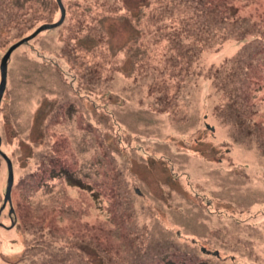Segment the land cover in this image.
Listing matches in <instances>:
<instances>
[{
	"label": "rangeland",
	"instance_id": "374dc122",
	"mask_svg": "<svg viewBox=\"0 0 264 264\" xmlns=\"http://www.w3.org/2000/svg\"><path fill=\"white\" fill-rule=\"evenodd\" d=\"M61 1L7 61L0 264H264V0ZM59 18L0 0V63Z\"/></svg>",
	"mask_w": 264,
	"mask_h": 264
},
{
	"label": "water",
	"instance_id": "95a60500",
	"mask_svg": "<svg viewBox=\"0 0 264 264\" xmlns=\"http://www.w3.org/2000/svg\"><path fill=\"white\" fill-rule=\"evenodd\" d=\"M56 2H57V5L59 7V11H60L59 20L54 22V23L42 24L33 33H31L29 36L23 38L19 43H17L13 47H10L7 50V52L5 53V55L3 56L1 63H0V100L2 98L3 92H4L5 87H6L7 61H8V58H9L13 48H15L18 44L20 45L22 43L29 41L30 39L35 37L37 34H39L41 31L52 29V28H55V27L62 24L64 17H65V9H64V6H63V3L61 0H56ZM3 158L5 159L6 164H7V184H6V188H5L3 203H2V206L0 207V211L2 209H4L6 204H8L9 205L8 215L11 216L14 212L13 208H12V204H11V189L13 186V169H12V163H11L10 159L7 156H5L4 154H3ZM12 220H13V218H12ZM0 225H1V223H0ZM202 251H204L203 248H202ZM214 254H217V252H214Z\"/></svg>",
	"mask_w": 264,
	"mask_h": 264
},
{
	"label": "trees",
	"instance_id": "16d2710c",
	"mask_svg": "<svg viewBox=\"0 0 264 264\" xmlns=\"http://www.w3.org/2000/svg\"><path fill=\"white\" fill-rule=\"evenodd\" d=\"M202 10L205 11L206 13H208V14H212V12H209L210 9H208L209 10L208 12L205 10V8H203ZM188 18H191V19H194L195 18L193 12L191 13V15ZM12 215H14V212H13ZM12 215L10 216L11 218H13ZM11 221H12V219H11Z\"/></svg>",
	"mask_w": 264,
	"mask_h": 264
}]
</instances>
